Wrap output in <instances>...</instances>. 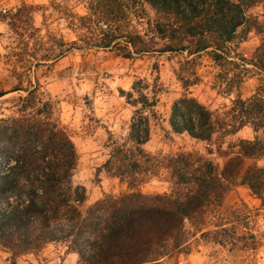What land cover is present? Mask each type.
I'll return each mask as SVG.
<instances>
[{"label":"trees","instance_id":"16d2710c","mask_svg":"<svg viewBox=\"0 0 264 264\" xmlns=\"http://www.w3.org/2000/svg\"><path fill=\"white\" fill-rule=\"evenodd\" d=\"M263 2L93 0V12L80 16L79 22L95 20L104 25L88 39L91 44L114 48L122 57L208 51L214 62L238 68L240 64L231 56L232 43L250 20L247 9ZM81 23L78 25L83 26ZM141 25L144 27L139 28ZM63 55L64 51L57 57ZM258 69L264 73V65ZM179 79L184 87L189 85L188 78ZM38 88L36 83L26 89H11L26 94L19 97L17 115L0 118V245L11 254L8 264H15L17 255L55 240L66 242L78 253V264L154 261L167 252L168 246H182L184 221L211 204H219L236 180L248 187L264 209V165H243L245 159L264 158V142L254 137L230 143L228 148L234 150L223 152L227 159L221 168L193 152L164 157L172 182L170 193L143 195L130 191L117 197L105 196L82 213L79 206L85 200L84 188L71 182L77 159L74 144L66 128L53 118L51 104L37 96ZM132 89L138 92L139 88L134 84ZM259 91L264 92V87L246 99H234L225 118L184 95L172 103L168 123L174 133L186 132L205 141L218 130L234 134L245 125L256 132L264 128V95ZM8 92L0 91V97ZM154 102L140 93L136 99L140 108L131 118L127 141L115 145L104 163L108 171L128 183L149 172L145 164L163 162L142 148L149 138L148 118L142 109L152 107ZM244 209L243 205L234 207L229 221L215 229L199 230L200 235L220 245L237 246L241 241L242 247L255 244L254 233L234 232L235 220L246 224Z\"/></svg>","mask_w":264,"mask_h":264},{"label":"rangeland","instance_id":"374dc122","mask_svg":"<svg viewBox=\"0 0 264 264\" xmlns=\"http://www.w3.org/2000/svg\"><path fill=\"white\" fill-rule=\"evenodd\" d=\"M92 6L93 0H0V91H9L0 97V118L17 115L19 97L26 94L11 89L39 85L37 96L51 104L53 118L66 128L74 144L77 159L71 182L84 188L85 200L79 206L82 213L105 196L130 191L170 193L172 182L164 157L193 152L221 168L227 159L223 152L234 150L228 148L230 143L254 137L264 142V128L255 132L249 125L234 134L218 130L205 141L186 132L174 133L168 123L172 103L184 95L225 118L234 99H246L264 87V73L258 69L264 65V2L247 9L250 20L232 43L231 56L240 64L238 68L214 62L208 51L196 55L149 52L126 58L114 48L91 44L88 37L105 27L95 20L78 25L80 16L93 12ZM62 51L64 55L57 57ZM180 77L188 78L189 85L184 87ZM134 84L138 92L132 89ZM140 93L155 101L142 109L149 126V138L142 148L163 162L145 164L149 172L128 183L108 171L104 163L115 145L127 141L131 118L140 108L136 103ZM251 163L264 165V158L245 159L243 165ZM239 205L245 207L248 218L246 224L235 220L234 232L254 233L255 244L220 245L200 235L199 230L215 229L229 221V212ZM182 230V246H168L164 255L145 264H264V209L238 180L219 204L185 220ZM11 258L0 245V264H8ZM78 258L66 242L55 240L17 255L14 261L78 264Z\"/></svg>","mask_w":264,"mask_h":264}]
</instances>
